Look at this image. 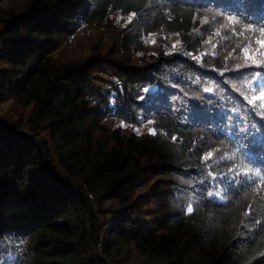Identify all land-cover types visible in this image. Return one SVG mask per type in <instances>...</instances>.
<instances>
[{"label": "trees", "instance_id": "trees-1", "mask_svg": "<svg viewBox=\"0 0 264 264\" xmlns=\"http://www.w3.org/2000/svg\"><path fill=\"white\" fill-rule=\"evenodd\" d=\"M229 16L264 27V0H0L26 116L0 113V264H264V66L235 69L261 34Z\"/></svg>", "mask_w": 264, "mask_h": 264}, {"label": "snow or ice", "instance_id": "snow-or-ice-1", "mask_svg": "<svg viewBox=\"0 0 264 264\" xmlns=\"http://www.w3.org/2000/svg\"><path fill=\"white\" fill-rule=\"evenodd\" d=\"M134 15H135V13H132L131 15H129V22H131V20H132ZM216 15L219 16L220 14L217 13ZM213 19H215V17H213ZM224 20L227 21V23L221 25V27L226 29V30H228V31H230L233 35L242 34V33H238L237 32V28H243L245 30L252 31L254 33L258 31L261 34V38H258V39L255 40V43L257 45H259V47L254 49V50H252L251 52H250L251 38H249L248 46L243 47L241 49L242 56L239 57V59H242L243 63L235 64V69H240L241 67H250V66H256V67L264 66V27H261L259 29H253L251 27V25H243V22L241 20H239V19H237L235 17H231V16L224 17ZM201 23L202 24L208 23V18L204 17V19L201 21ZM220 34H221L220 29H217L215 35L216 36H220ZM145 42L146 43L151 42V43L154 44L155 40L150 38L149 40H146ZM208 42H210V41H208ZM178 44H180V41L179 40L175 41L172 44L171 50L167 54L171 55L177 49V45ZM213 48H215V45H213ZM185 54L189 55V56L192 55L190 52L189 53H185ZM205 54L206 53H201L200 55L194 56L193 59H196L197 61H200L201 60V56H203ZM257 54L262 59L257 60L256 59ZM231 56H232V53H229V57H231ZM224 70L228 71L229 69L227 67H225ZM255 75L257 77H259L260 73H256ZM248 87L249 88L253 87L251 82H249ZM259 87L264 88V83H261L259 85ZM205 91H210V89H205ZM259 98H264V90L260 91ZM256 99H258V97L253 96L252 100H250L249 102L252 103ZM261 107H264V105H261ZM136 131H137V134H139V129H137ZM149 132H150V134H155V130L154 129H150ZM173 139L175 140L176 138L173 137ZM212 155H213V153H211V152L207 153V156L205 157V159L207 160V159L211 158ZM245 174H247V173H245ZM213 179H216V177L213 176ZM192 211H193L192 207L189 206L187 208V212L191 213Z\"/></svg>", "mask_w": 264, "mask_h": 264}, {"label": "rangeland", "instance_id": "rangeland-1", "mask_svg": "<svg viewBox=\"0 0 264 264\" xmlns=\"http://www.w3.org/2000/svg\"><path fill=\"white\" fill-rule=\"evenodd\" d=\"M7 2H8V0H3V4L6 5ZM100 32H101V30L99 28H97L95 25L94 26H91V25L83 26L82 28H80V30L76 34V37L82 41L80 43V46H78V50L79 51H82L84 49L87 50L88 48H90V46H92L93 43L98 42V38L102 37L99 34ZM108 43H109L108 39H103L102 44L106 45ZM131 57L133 60H136V61L138 59L134 55H132ZM141 62L143 65H145V63H146L145 61H141ZM103 74H105V75L103 76ZM100 75L102 77H104V79L108 80L109 82H115V80H116L113 77V75L110 73H104L102 71V72H100ZM142 91H145V89H143ZM0 113L9 114V116H12V118H14V120L16 121V123L18 125H24L25 126L26 116H24L22 114V112L19 113V111L12 112V110H10V108L7 104L6 105L5 104L0 105Z\"/></svg>", "mask_w": 264, "mask_h": 264}, {"label": "built area", "instance_id": "built-area-1", "mask_svg": "<svg viewBox=\"0 0 264 264\" xmlns=\"http://www.w3.org/2000/svg\"><path fill=\"white\" fill-rule=\"evenodd\" d=\"M104 75H105V74H103V76H104ZM113 104H116V100H113ZM140 189H144V187H143V188L141 187ZM90 198H91V199H94V196H93V195H90Z\"/></svg>", "mask_w": 264, "mask_h": 264}]
</instances>
